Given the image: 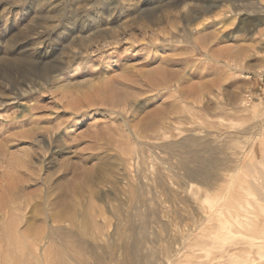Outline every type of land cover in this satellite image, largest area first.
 Wrapping results in <instances>:
<instances>
[{"label": "rangeland", "instance_id": "374dc122", "mask_svg": "<svg viewBox=\"0 0 264 264\" xmlns=\"http://www.w3.org/2000/svg\"><path fill=\"white\" fill-rule=\"evenodd\" d=\"M177 1L0 0V183H18L21 196L35 195L21 212L7 214L6 219L0 215V230L13 226L11 233L32 229L33 234L19 240L21 235H6V240L0 233V258H4L0 264H99L104 251L107 256L99 262L117 264L114 254L127 257L139 240L141 256L152 255L157 264H166L176 251L181 254L174 264H205L220 249L191 250L200 248L193 246L207 241L214 230L230 235L223 228L225 222L231 224L235 238L228 243L232 256L222 264H264V148L257 151L260 141L264 147V21L255 28L244 24L238 33L243 18L225 24L222 17L228 2L199 19L197 23L206 22L202 41L215 52L216 63L199 67L197 78L180 88L188 92L191 84L202 82L207 89L200 96L191 92L184 101L174 90L175 80L173 90L160 92L149 88L150 78L143 76L151 72L156 80L166 77L164 71L154 72L155 67L172 59L174 48L189 51L198 42L191 38L184 45L168 46L171 35L184 25L181 16L192 6L190 2L178 7ZM247 1L249 11L258 7L257 0ZM229 55L239 61H231V68L225 64ZM198 57L205 60L206 54ZM187 72L190 68L181 76ZM100 87L105 90L104 101V94L99 95L103 102L96 98ZM127 91V102L133 105L129 121L139 142L116 114L120 108L110 103ZM241 101L244 112L238 109ZM220 102H230L232 116L226 121L218 112ZM254 125L259 127L254 134L261 136L249 135ZM228 137L231 140L226 141ZM177 142L188 147L179 150ZM249 142L255 147L248 149L252 169L244 160L238 169H229L220 191L189 185L175 168L176 156L206 147L227 146L225 154L237 160ZM136 166L154 178L145 186L150 199L144 207L137 186L143 173ZM127 168L133 179L128 192L116 179ZM172 174L179 185H157ZM257 179L262 186L251 184ZM218 194L219 212L205 222L206 199ZM148 212L155 215L145 224L141 214ZM145 227L149 232L140 233ZM249 236L258 238V246L240 242Z\"/></svg>", "mask_w": 264, "mask_h": 264}, {"label": "bare ground", "instance_id": "6f19581e", "mask_svg": "<svg viewBox=\"0 0 264 264\" xmlns=\"http://www.w3.org/2000/svg\"><path fill=\"white\" fill-rule=\"evenodd\" d=\"M264 1V0H263ZM192 3V6L189 7L187 9V11L184 13L183 16H181V18L183 19V27L182 29L180 30L179 33L177 34H173L171 35V37L168 39V46L169 47H174L175 46V43L177 44H185L187 43L188 39H195L196 41H198L196 44H195V47L192 48V50H177L176 48H174V51H172V59L170 58H165L163 59V61H161L154 69V72L157 71L159 69V72L161 71H164L167 73V76L164 77L163 75V78H161L160 80H156V78L153 77V75H150V73L148 75H143V76H149L150 78V87L152 90H159L160 92H166V91H169V90H173L172 88V81L175 80L176 84V88L174 89L177 94L179 95V98L180 99H184L185 101V97L189 94H193L191 92H195L196 94H199L200 95H203V93L207 90L204 86V83H200V86H197L198 84H191L193 86H190L189 85H186L187 87L190 88V90L187 88L186 90H188V92H181L180 88H183V85L186 84V83H191V81H193L195 78H197V75L199 74L198 72V69L199 67L201 66H206L208 68V66H211L213 63H216V59H214L213 56H215V52H212L211 50H208V46L206 45L205 42H203L202 40L204 39V36L202 37V33L204 34H207V25H205L203 21L197 23V21H199V19H201L202 17H205V15L209 14L210 12H212L214 9H216L217 7H221L222 5H225L223 4L224 2H228L230 3L227 7L228 9L224 11V13L222 14V17L224 19V23L225 24H231L232 21L237 17H242L243 19L241 20V25L239 26L237 32L239 33L240 31L244 30L246 28V26L244 24H249L252 25L254 28L258 25H262L263 21H264V5L262 4V1L260 2V0H257V4H258V7H255L253 6L254 9H251L249 11L248 9V4L249 3L247 0H178L177 1V4H178V7H181L182 5H185L187 6V3ZM256 3V2H255ZM252 4V3H251ZM250 5V4H249ZM184 6V8H185ZM224 7V6H223ZM181 10V9H180ZM186 10V9H185ZM217 22H219L220 20H216ZM223 21V20H222ZM221 21V22H222ZM211 23V22H210ZM219 25V24H218ZM258 28V27H257ZM252 29V28H251ZM206 31V33L204 32ZM263 38H264V34L262 35ZM208 37V36H206ZM161 39V38H160ZM230 39V38H228ZM200 40L202 42H200ZM150 44H153L150 42ZM155 44H153L154 46ZM158 48V47H157ZM211 49V48H210ZM173 50V49H172ZM205 50V51H204ZM171 51V50H170ZM205 53L206 54V57H205V60L204 59H201L198 57V55H200L201 53ZM160 52H158L157 54H159ZM161 55V54H160ZM162 56V55H161ZM227 60L228 62H225V64L231 68V61H235V63L238 64V57H234V56H231L229 55L227 57ZM240 60V59H239ZM172 62V63H178L179 61L183 62L184 64L181 65V66H177V64H167L169 62ZM128 64V63H127ZM130 68V66H127L125 67V70H128ZM133 66H131V69L132 70ZM187 68H190V72H187L185 73L183 76H181V73H182V70H186ZM234 68V67H233ZM205 70V69H204ZM201 71H202V68H201ZM145 72V71H144ZM162 72V73H164ZM126 73V72H125ZM157 75L159 74L158 72H156ZM143 74V73H142ZM146 74V73H145ZM153 74V73H152ZM159 78V77H158ZM148 80V79H146ZM32 83V82H30ZM147 82V84H149ZM91 85V84H90ZM105 85V84H104ZM7 86V85H6ZM29 86V84H28ZM88 86V85H87ZM107 85H105V88H106ZM148 86V85H147ZM182 86V87H181ZM184 86V88L186 87ZM22 87V86H21ZM33 87V86H32ZM31 87V88H32ZM38 88V87H37ZM219 88V87H218ZM25 89V87L23 88ZM28 89H30L28 87ZM102 89V87L99 88V91H96L94 90V92H99L98 96L96 97L97 100L100 99V94L102 92V94H104L103 92L105 90H100ZM35 90V89H34ZM98 90V89H97ZM183 90V89H182ZM210 90V88L208 89ZM25 91V90H24ZM30 91V90H29ZM217 91V90H216ZM190 92V93H189ZM212 92V91H210ZM26 93V92H25ZM23 93V94H25ZM194 93V94H195ZM129 92L127 91L126 92V95L124 97H122L121 99H115L117 97H115L114 99H112V101L110 102L111 106H115L116 107H119L120 110L116 113L118 114V117H121V120L123 121V123H125L127 129L131 130L130 132H132V138H134L135 140H137V142H139V138H138V134L135 133L132 129V126L130 125V121H129V111L132 110V106L130 104V102H127L129 98ZM99 97V98H98ZM106 99L105 97V94L104 96L101 97V99ZM113 98V97H112ZM201 98V97H200ZM100 99V101H102ZM103 99V101H104ZM251 99V98H250ZM262 99V98H261ZM97 100L95 99L94 100V104L97 103ZM115 100V101H113ZM213 100V99H212ZM99 101V102H100ZM102 101V102H103ZM120 101V102H119ZM182 101V100H181ZM183 101V102H184ZM230 101V100H229ZM193 102V101H192ZM246 102V101H244ZM106 103V101H105ZM186 103V102H185ZM189 103V102H188ZM218 103V102H217ZM223 104V102H220ZM264 103V102H263ZM92 104V102H91ZM92 104V105H94ZM194 104V103H193ZM246 103H244L245 105ZM248 104V102H247ZM3 105V102L0 103V106ZM200 105V104H199ZM198 105V107H199ZM218 105V104H217ZM193 106V105H192ZM195 106V105H194ZM230 106V102H227L225 104L220 105L219 107V111L220 112V116L222 117H225L224 118V121H226V118H230L232 115L230 114L231 113V110L230 108H228ZM202 107V106H201ZM237 107V106H236ZM128 108V109H126ZM181 108V107H180ZM194 108V107H193ZM87 109V108H86ZM89 109V108H88ZM201 109V108H200ZM239 111L241 112H244L245 109L243 107V102L241 101V106L238 107ZM115 111V110H114ZM192 111V110H191ZM215 111V110H214ZM234 111V110H232ZM235 111H238L237 109ZM247 111V110H246ZM194 112V111H193ZM216 112V111H215ZM264 112V111H263ZM218 114V113H217ZM261 114V113H260ZM197 116V115H196ZM239 117V115H237ZM250 116V114H249ZM181 117V116H180ZM187 117V116H186ZM244 117V116H243ZM263 117V115H262ZM190 118V117H189ZM242 118V117H241ZM246 118V117H245ZM244 118V120H245ZM258 118V116L256 117V119ZM234 119V118H233ZM251 119V118H250ZM253 119V118H252ZM262 119V118H261ZM246 120H248L246 118ZM259 120V119H258ZM181 121V120H180ZM255 121V120H254ZM230 122V121H229ZM168 123V122H167ZM191 123V122H190ZM234 123V122H233ZM254 123V122H253ZM173 124V123H172ZM197 124V123H196ZM230 124V123H229ZM255 124V123H254ZM231 126V125H230ZM238 126V124H237ZM239 127V126H238ZM241 127V126H240ZM249 127V126H248ZM168 128V127H167ZM166 128V129H167ZM178 128V127H177ZM230 128H233V127H230ZM234 128H236V125L234 126ZM245 128V127H244ZM250 134L251 136H255L256 135H259L261 136L260 133L258 134H254L253 131H255L254 129L257 128L256 130L259 129V127H257V125H254V126H250ZM53 129V128H52ZM49 130L47 132H54V130ZM249 129V128H248ZM261 129V128H260ZM159 130V129H158ZM165 130V129H164ZM169 130V128H168ZM215 130V129H214ZM219 130V129H218ZM236 130V129H235ZM239 130V129H238ZM244 130V129H243ZM246 130V128H245ZM161 131V130H160ZM248 131V132H249ZM259 131V130H258ZM158 132V131H156ZM163 132V131H162ZM161 132V133H162ZM214 132V131H213ZM216 132V131H215ZM223 132V131H222ZM229 132V131H228ZM240 132H246V131H240ZM257 132V131H256ZM263 132H264V128H263ZM262 132V133H263ZM50 134H53L54 136V133H51ZM168 134H169V131H165L164 132V135L166 137H168ZM207 134V133H206ZM230 134V133H229ZM228 134V135H229ZM241 134V133H240ZM244 134V133H243ZM227 135V134H226ZM52 136V137H53ZM221 136V135H220ZM230 136V135H229ZM235 136V135H234ZM238 137L237 138H240L239 136V133L237 135ZM31 137V136H28V138ZM248 137V136H247ZM246 137V139H248ZM250 137V136H249ZM264 137V136H263ZM58 138V137H57ZM214 138V136H213ZM229 138V137H228ZM226 138V141L227 140H231L230 138L228 139ZM233 139V137H231ZM241 138H242V135H241ZM261 138V137H260ZM131 140V138H129ZM207 139V138H206ZM212 139V138H211ZM61 140V138H60ZM238 140V139H237ZM249 140V139H248ZM243 141V140H242ZM246 142V141H245ZM54 143V142H53ZM241 143H244V142H241ZM51 144V143H50ZM67 144V143H66ZM172 144V143H171ZM170 144V145H171ZM174 144V143H173ZM258 144V142H257ZM178 145V148L177 149H184V148H187L188 145L185 144V143H182L180 142L178 144L175 143V146ZM239 145V144H238ZM243 146V144H241ZM61 146V145H60ZM174 147V145H172ZM171 146V147H172ZM234 146V145H233ZM237 146V145H236ZM241 146V147H242ZM53 147V146H52ZM170 147V146H169ZM230 147V146H229ZM205 148V147H204ZM254 149L255 147L252 146L251 142L249 143H246L245 146L243 147L242 149V152H238L240 154L239 158H237V160L233 159L232 158V155L231 157L227 154L228 152L225 154L226 150L225 149H228L227 146L226 148L225 147H221V148H218V149H213V148H205L203 149L202 151H198V152H195V151H186L184 152V154H179L178 156V159H179V165H177V167H175L176 169H180L182 172H183V175H184V180L190 184H197L199 185V188H200V185L203 186L204 188H207L208 190L210 189H213V191H220L222 186H221V182L223 181V179H225V177L228 175H226L227 172L229 169H233L234 167L236 169H238L240 166H241V163L243 162V160L246 162V168L248 170H251V166H252V157L251 156V153H249V150L248 149ZM261 148H264L262 147V144H261V141L259 142V146L257 148V151H260ZM49 149V148H48ZM230 149V148H229ZM149 150V149H148ZM176 151V149H174ZM178 150V151H179ZM232 150V148H231ZM241 150V149H240ZM172 151V150H171ZM229 151V150H228ZM236 150H234L235 152ZM144 152V150H143ZM180 152V151H179ZM177 151L174 153L176 154ZM208 154L209 157L205 156L204 154ZM261 153V151H260ZM151 154V153H150ZM26 155V154H25ZM184 155H189V156H184ZM192 155V156H190ZM259 155V154H258ZM152 156V155H151ZM259 157V156H258ZM146 158V157H144ZM170 159V157H169ZM146 160V159H144ZM143 161V160H142ZM148 160L145 161V165H147V162ZM135 162V161H134ZM164 162V161H163ZM13 163V162H12ZM174 163V162H173ZM261 163V162H260ZM143 164V162H142ZM141 164V165H142ZM143 164V165H144ZM154 164V163H152ZM138 165H139V162H138ZM140 165V166H141ZM144 165V166H145ZM134 166V165H133ZM139 166V167H140ZM148 166V165H147ZM127 167V166H126ZM138 168V166H136ZM149 167V166H148ZM131 168V167H130ZM146 168V167H145ZM154 169V168H153ZM138 170L140 171L139 173H143L142 174V177L139 176V182L137 184L138 186V190H139V197H138V200H139V203L141 205V207H144V206H147L148 203H149V196L147 197V192H145L144 190H148L146 187L147 186H150L151 182L150 181H153V177L151 174H149L147 171H145V169H143L142 171L138 168ZM137 170V171H138ZM150 170V168H149ZM234 170V169H233ZM227 172V173H226ZM232 172V170H231ZM148 173V174H147ZM248 174V173H247ZM132 175V174H131ZM226 175V176H225ZM262 175V174H261ZM135 176V175H134ZM168 176V175H167ZM226 177V178H227ZM162 178V177H161ZM159 178V179H161ZM116 179L118 180L119 183H121L123 186H124V190H126L127 192L129 191L130 187L133 186V179L130 177V175L128 174V168L127 170L124 169L123 172L119 173L117 176H116ZM264 179V178H263ZM138 180V179H137ZM227 180V179H225ZM177 175L175 174H172L171 176L169 175L168 177H166V179L164 178L162 181H159V183H157V185L159 187H163L165 185L170 186H177L179 185L177 183ZM180 181V180H179ZM178 181V182H179ZM20 182H21V178H20ZM147 182V183H145ZM252 185H255L256 187L257 186H262L263 185V182L260 180V179H257V180H253L251 181ZM154 183V182H152ZM225 183V181L223 182ZM149 184V185H148ZM19 184L18 183H7V182H1L0 183V188L2 190H0V215H1V218H3V216L5 217H8L7 214H16L17 212H21L23 210V206H27L29 205L30 203L34 202L35 201V195H31L30 197H24V196H21L20 193H18L20 191V186H18ZM181 185V183H180ZM185 185V184H183ZM187 185V184H186ZM188 185V186H189ZM136 186V184L134 185ZM146 186V187H145ZM156 186V184H155ZM166 187V186H165ZM180 187V186H179ZM178 187V188H179ZM185 187V186H184ZM198 187V186H197ZM249 187V186H248ZM190 188V187H189ZM202 188V187H201ZM200 188V189H201ZM261 188V187H260ZM143 190V191H142ZM172 192V191H171ZM149 193V192H148ZM170 193V192H169ZM262 193V192H261ZM217 194V193H216ZM176 196L175 193H171V196ZM219 195H214L215 197L214 198H208L206 199V203H208L207 205V209H206V212L205 214L207 216L206 217V221L207 222L208 220H210L211 218H215L216 217V214L219 212L218 211V200H219ZM264 195V194H262ZM173 198V200H175ZM177 199V198H176ZM176 201V200H175ZM205 210V209H204ZM234 211H231L230 213H233ZM236 212V211H235ZM230 213H229V216H230ZM238 213V212H237ZM3 214V215H2ZM140 215V214H139ZM144 219H145V224L148 222L149 218L153 217L155 215V213H146V214H141ZM235 215V214H234ZM238 215V214H236ZM232 216V215H231ZM247 216V215H246ZM47 217V216H46ZM204 217V218H205ZM237 217V216H236ZM249 217V216H247ZM51 218V217H50ZM245 218V217H244ZM1 220V219H0ZM47 220L50 221L49 217H47ZM90 222V221H89ZM247 222V221H246ZM249 224V223H248ZM251 226V225H250ZM219 228V227H218ZM217 228V229H218ZM223 228L227 229V232L230 234V235H218L216 232L217 230H214L212 232V235H208V238L206 239L207 241H201L200 243L201 244H197L196 246H193L194 248L195 247H200L198 249H193L191 250L192 252L194 251H202L204 249H201V247L203 246H211L213 249H217L219 248L220 249V252L219 254H217L213 259H210L208 261V263H205V264H222L227 258H229L230 256H232L231 254V248H228V243H229V240L230 241H234V238L235 236L234 235H231L232 234V231H231V224L229 222H225V224L223 225ZM14 227L11 226L10 228L8 227H5L4 229H1L0 230V233L3 235H5V239L7 240V236L6 235H21L19 237H17V239H22L23 237L27 236V235H33L32 234V229H28L27 231H17V232H13L11 233L10 230H13ZM133 232V231H131ZM140 233H146L149 232V228L148 227H145V228H142L141 231H139ZM139 233V234H140ZM93 234V233H92ZM136 234V233H135ZM94 235V234H93ZM189 235V234H188ZM146 236V235H145ZM192 236V235H191ZM254 236V235H253ZM22 237V238H21ZM206 237V236H205ZM28 238V237H26ZM26 238H24L26 240ZM31 238V236H30ZM129 238V237H128ZM189 239V238H188ZM135 240V239H134ZM133 240V241H134ZM201 240V239H200ZM258 238L257 237H252V236H249L247 238H243L240 240V242L244 245H247V246H258V242H257ZM10 241V240H9ZM128 241V240H127ZM126 241V242H127ZM187 241V240H186ZM23 242H26V241H23ZM125 242V244L127 245V243ZM132 242V241H131ZM144 242L147 243V240ZM19 243V242H18ZM19 245V244H18ZM123 245V244H122ZM9 246V245H8ZM21 246V245H20ZM19 246V247H20ZM17 248V247H16ZM98 248V247H97ZM131 254L128 255L127 257H120V254L119 256L118 255H115L114 254V259L118 262L117 264H157V262L155 260H152L151 257H153L152 255L149 257L150 259L147 258V256H141V250H142V247H141V243H140V240L139 242L136 241V243H134V245L131 247ZM144 248V246H143ZM185 248V247H184ZM192 248V247H191ZM101 249V248H100ZM121 249V248H120ZM162 249V248H161ZM187 249V248H186ZM122 250V249H121ZM190 250V248H189ZM44 251V250H43ZM97 251V250H96ZM109 251V250H108ZM154 251V250H153ZM164 251V250H163ZM206 251V250H205ZM4 251H2L1 253L3 254ZM42 252V251H41ZM99 252H102L101 250ZM110 252V251H109ZM120 252V251H119ZM144 252V251H143ZM184 252V251H183ZM43 253V252H42ZM45 253V251H44ZM105 253V255H104ZM114 253V252H113ZM147 253V252H145ZM151 253V252H149ZM156 253V252H155ZM211 253V252H210ZM108 254V253H107ZM112 254V252H111ZM116 254H118L116 252ZM144 254V253H143ZM142 254V255H143ZM174 256H169V258H167L166 260V264H174L175 261L177 259L180 258V254H181V251H176L174 253ZM189 254V253H187ZM5 256L7 255L6 253L4 254ZM97 255V254H96ZM101 255V254H99ZM107 256L106 255V252L104 251L101 255L102 256ZM109 255V254H108ZM44 256V255H43ZM43 256H42V259H43ZM103 256V257H104ZM122 256V255H121ZM149 256V255H148ZM168 256V255H167ZM198 256L197 254L195 255V257ZM102 259H105L103 258ZM100 258V257H99ZM155 258V257H153ZM6 259V258H5ZM84 259V258H83ZM98 258H96L97 260ZM102 259H99L97 262L99 264H101L99 261L102 260ZM107 259V257H106ZM109 259V258H108ZM113 259V260H114ZM194 259V258H193ZM112 260V259H111ZM0 261H4V258L1 259L0 258ZM45 261V259H44ZM160 261V260H158ZM165 261V260H164ZM1 262V264H3ZM82 262V261H81ZM104 262V261H103ZM109 262L111 263V261L109 260ZM113 262V261H112ZM115 262V261H114ZM113 262V263H114ZM180 262V261H179ZM7 263V262H5ZM4 263V264H5ZM42 263V262H41ZM40 263V264H41ZM84 263V262H83ZM105 263V262H104ZM108 263V262H107ZM159 263V262H158ZM204 264V262H202ZM43 264V263H42ZM79 264V262H78ZM109 264V263H108ZM115 264V263H114ZM162 264V262L160 263ZM181 264V263H179Z\"/></svg>", "mask_w": 264, "mask_h": 264}]
</instances>
